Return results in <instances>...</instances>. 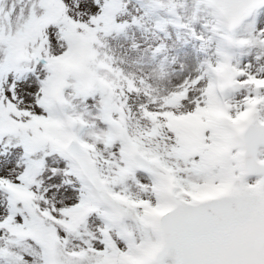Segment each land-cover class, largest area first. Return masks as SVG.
Returning <instances> with one entry per match:
<instances>
[{"label": "snow or ice", "instance_id": "1", "mask_svg": "<svg viewBox=\"0 0 264 264\" xmlns=\"http://www.w3.org/2000/svg\"><path fill=\"white\" fill-rule=\"evenodd\" d=\"M0 264H264V0H0Z\"/></svg>", "mask_w": 264, "mask_h": 264}]
</instances>
